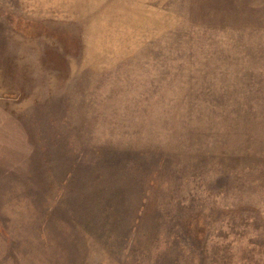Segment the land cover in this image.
<instances>
[{
    "label": "rangeland",
    "instance_id": "374dc122",
    "mask_svg": "<svg viewBox=\"0 0 264 264\" xmlns=\"http://www.w3.org/2000/svg\"><path fill=\"white\" fill-rule=\"evenodd\" d=\"M0 264H264V0H0Z\"/></svg>",
    "mask_w": 264,
    "mask_h": 264
}]
</instances>
